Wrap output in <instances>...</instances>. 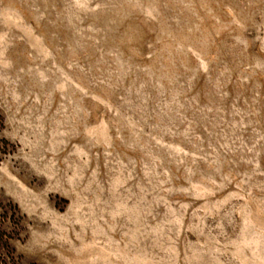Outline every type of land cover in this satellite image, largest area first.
I'll return each instance as SVG.
<instances>
[{
	"label": "rangeland",
	"instance_id": "obj_1",
	"mask_svg": "<svg viewBox=\"0 0 264 264\" xmlns=\"http://www.w3.org/2000/svg\"><path fill=\"white\" fill-rule=\"evenodd\" d=\"M0 264H264V0H0Z\"/></svg>",
	"mask_w": 264,
	"mask_h": 264
}]
</instances>
